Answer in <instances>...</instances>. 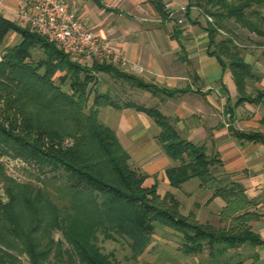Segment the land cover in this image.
<instances>
[{
    "label": "trees",
    "instance_id": "obj_1",
    "mask_svg": "<svg viewBox=\"0 0 264 264\" xmlns=\"http://www.w3.org/2000/svg\"><path fill=\"white\" fill-rule=\"evenodd\" d=\"M204 1L211 9L206 14L214 20L204 29L208 55L223 70H229L239 103L259 105L264 100V88L257 90L256 96L243 94L246 81L257 77L244 61L245 47L239 46L232 34L239 28L264 39V0H187L186 17L191 8ZM152 4L161 19L168 20L162 2L154 0ZM231 21L229 30L224 23ZM218 30L231 38L217 41ZM12 32L21 41L7 48L0 62V103L6 114L3 121L0 119V145L38 165L62 169L63 174L56 187L46 184L40 188L7 180L0 167V179L9 196L8 204L0 201V264L15 261L9 252H24L32 264H44L53 248L63 258L61 264H113L92 243L99 231L107 238H125L132 260L137 261L146 253L156 224L181 236L180 250L185 255H196L205 247L228 250L264 246L249 225L258 216L250 212L252 202L244 189L226 176L225 184L217 178L220 169H210L214 162L221 167V162L209 156L205 146L181 138L173 122L156 108L131 101L120 104L110 92H100L97 74L154 97L173 93L148 85L112 63L94 62L91 67H82L29 28L0 15V47ZM35 51L41 52L38 60L33 58ZM107 107L133 109L154 122L160 129L157 141L163 153L176 165L165 171L169 186L178 190L197 180L201 189L213 192V197L223 202L220 219L224 227L201 224L183 215L170 193L159 195L157 182L145 186L146 175L129 166V155L116 133L99 121V110ZM232 135L239 142L264 143V136L256 131L232 130ZM66 137L75 140L67 151L44 152L41 148L44 138L54 141ZM54 230L62 232L68 251L55 247L51 239L45 242Z\"/></svg>",
    "mask_w": 264,
    "mask_h": 264
},
{
    "label": "crops",
    "instance_id": "obj_2",
    "mask_svg": "<svg viewBox=\"0 0 264 264\" xmlns=\"http://www.w3.org/2000/svg\"><path fill=\"white\" fill-rule=\"evenodd\" d=\"M75 1L87 29L107 40L123 58L141 69L124 71L173 93L169 97H154L143 91L147 96L143 99V92L139 91L140 95L133 96L142 101L131 102L156 108L173 122L181 138L205 146L207 154L221 162V174L241 185L252 202L250 212L258 219L249 225L264 241V143L239 142L232 135V130H237L256 131L264 136V100L257 106L239 103L229 70H223L208 55L206 25L197 20L196 8L190 9L187 18V0H160L168 14L164 21L153 8L154 0ZM16 7L17 0H4L0 15L17 23ZM182 11L183 27L176 25ZM20 41L16 33L6 35L0 47V62L4 51ZM246 57L244 61L249 64ZM252 69L259 74L255 75V88L263 89L264 66L252 64ZM100 85V92L111 93L113 88L109 84ZM99 121L116 133L129 155V166L141 169L148 187L157 182L158 192L165 194L181 191L189 183L178 190L169 186L165 171L176 165L163 153L157 141L160 129L147 115L133 109L107 107L99 110ZM154 126L157 129L150 132ZM180 253V264H264V246L228 250L205 247L196 255H185L181 250Z\"/></svg>",
    "mask_w": 264,
    "mask_h": 264
},
{
    "label": "rangeland",
    "instance_id": "obj_3",
    "mask_svg": "<svg viewBox=\"0 0 264 264\" xmlns=\"http://www.w3.org/2000/svg\"><path fill=\"white\" fill-rule=\"evenodd\" d=\"M200 3L196 8L198 13V21L202 25L213 24L214 20L208 16L206 13L207 10L211 11L209 6H206L207 2ZM181 17L177 18L176 25L184 26V13L181 12ZM264 14V10H263ZM172 17V15H170ZM181 20L182 23L179 24L177 21ZM19 25L18 23H16ZM227 29H231L233 22L224 23ZM22 28L25 26L19 25ZM233 39L239 46L245 47V53L243 57L248 58L249 65L252 68V64H260L264 66V39H259L255 37L253 34H249L246 31L239 29L232 34ZM231 38V35L225 31L218 30L217 41L220 38ZM7 41V46H8ZM41 57L40 51H35L33 53V58L38 60ZM75 60V59H74ZM77 61V60H75ZM79 64L81 63L80 61ZM82 67H91V65H87L84 63L80 64ZM254 75H259L254 73ZM97 82L99 85L101 82L104 84H109L111 89V95L113 98L120 99V104L125 103L127 101H134L140 103V100L137 97H134V94H139V90L137 88H131L129 85L120 81H116L114 79L108 80V77L105 74H97ZM255 80H247L245 83V87L243 89V94L246 96H256L257 90H262L261 88H255L254 85ZM124 85L122 88L120 85ZM113 85V86H112ZM152 85V84H148ZM101 88V85L99 86ZM99 88V89H100ZM143 92V91H142ZM144 95V92L141 94ZM147 98L144 95V98ZM4 104L0 103V119L3 121L5 119L4 113ZM19 123V122H18ZM8 124V122H7ZM155 127V126H154ZM150 129L149 131H153L155 128ZM19 132V129H15L14 132ZM250 131H245V133ZM36 139V137L34 138ZM42 150L44 152H48L49 150H61L67 151L68 149L74 146L75 140L73 138H62L59 140L49 141L48 139H42ZM137 143H134V146ZM0 167L3 170L4 176L7 180H11L19 185H32L35 187H43L48 184L50 186H57L60 182V176L63 174L62 169H54L51 165H38L31 161L30 159H26L24 157L19 156L17 152L12 150L10 147L7 148L5 145H0ZM133 170L140 172L141 175H145L142 173L140 168H136L134 165L130 166ZM211 170H216L220 172L218 163H213L210 167ZM218 179L224 181L225 184L226 178L222 174L217 175ZM148 187V183L145 184ZM53 195V191L50 189ZM50 192V193H51ZM172 197L179 203V210L183 215H190L196 219L201 224H210L215 228L224 227L226 224L223 220L220 219L221 209L224 207L223 202L219 198L213 197V192L203 190L199 187V182L197 180H192L186 186L183 187L181 191H173L170 193ZM160 196H164L163 193L159 194ZM0 201L2 204L9 203V196L6 192V184L3 179H0ZM111 238H107L103 232L99 231L95 234L93 239V245L98 248V250L108 257L113 264H180L183 256L180 253V245L182 243L181 236L175 234L171 230L163 228L162 226L156 224L154 233L151 237V242L147 248L146 253L137 261L132 260V252L128 247V241L125 238L116 237L111 235ZM53 240L55 247H60L63 252L68 251L70 247L66 242L63 234L60 230H54L51 235L48 237L46 241ZM10 255H13L15 261L12 264H32L30 258L24 253H15L9 252ZM60 259V261H59ZM65 259V258H64ZM63 262V258H59L56 254L55 248L52 249L47 261L44 264H61Z\"/></svg>",
    "mask_w": 264,
    "mask_h": 264
},
{
    "label": "built area",
    "instance_id": "obj_4",
    "mask_svg": "<svg viewBox=\"0 0 264 264\" xmlns=\"http://www.w3.org/2000/svg\"><path fill=\"white\" fill-rule=\"evenodd\" d=\"M3 1L0 0V8ZM15 16L19 25L29 28L81 63L106 62L123 70L141 71L107 40L87 29L80 19L75 0H17ZM177 22L182 23L181 20Z\"/></svg>",
    "mask_w": 264,
    "mask_h": 264
}]
</instances>
